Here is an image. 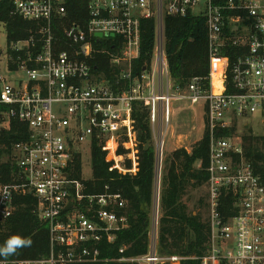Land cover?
<instances>
[{
	"label": "built area",
	"instance_id": "built-area-1",
	"mask_svg": "<svg viewBox=\"0 0 264 264\" xmlns=\"http://www.w3.org/2000/svg\"><path fill=\"white\" fill-rule=\"evenodd\" d=\"M69 1L86 3L87 19L66 24ZM13 5V15L36 22L38 29L10 40L0 23V161L14 166L11 180H0V231L16 211L17 197L31 194L37 214L49 225L51 253L41 259H0V264L99 261V243L114 241L127 225L118 212L127 201L120 192L84 194L72 165L91 155L97 143L110 171L136 174L135 103L148 108L154 127H167L172 100L184 98L204 107L210 132L204 183L209 239L201 264H264V182L245 155L243 135L222 133L237 124L249 127L252 115L264 125V0H13ZM188 15L206 20L210 70L205 79L194 77L184 93L170 76L164 26L168 16ZM144 18L156 19L158 37L149 67L135 74ZM57 20L65 26L64 39L55 34ZM95 40L118 43L111 59L117 69L113 81L93 68ZM61 42L67 48L58 49ZM13 121L25 124L29 136L9 147L2 132ZM124 142L130 167L119 153ZM229 194L235 203L226 217L222 207ZM120 260L172 264L184 259L161 256L153 240L148 254Z\"/></svg>",
	"mask_w": 264,
	"mask_h": 264
},
{
	"label": "trees",
	"instance_id": "trees-1",
	"mask_svg": "<svg viewBox=\"0 0 264 264\" xmlns=\"http://www.w3.org/2000/svg\"><path fill=\"white\" fill-rule=\"evenodd\" d=\"M67 22L85 20L88 17L86 3L69 1ZM13 0H0V23L6 25L9 39L18 40L27 37L38 29L34 21H27L13 15ZM65 26L61 20L54 23V31L59 39L65 38ZM157 23L155 18L141 20L140 55L133 59L134 73H140L149 67L156 45ZM165 52L168 59L169 72L173 86L186 89L194 77L206 78L210 70L208 34L206 20L202 16L165 18ZM96 51L90 59L95 71H103L110 81L115 77V68L111 63L113 54L117 52L115 42L94 41ZM121 46V43L119 44ZM58 49L67 48L65 42L57 44ZM97 68V69H95ZM204 85L208 81L204 80ZM134 118L138 130L140 144L139 170L135 175L110 171V163L106 161V152L95 143L92 146L91 161L93 174L90 179L82 176L83 161L78 157L72 165V177L84 183V194H101L106 191L120 192L127 200L125 207L118 212L127 218V225L116 231L112 242L103 240L99 243V261L75 264H137L121 258H130L148 254L151 243V209L153 204V186L155 180L156 155L154 148L144 149V144L152 138L149 110L141 102L134 105ZM237 125L223 131L229 135L235 132ZM2 141L9 147L21 140H26L29 131L25 124L13 121L11 129L2 132ZM246 157L252 162L255 172L264 182V135H256L249 130L243 135ZM210 132L205 125L202 138L195 144L192 152L185 148L173 151L167 161L161 191L162 215L158 223L157 251L161 256L180 255L187 257V264H201L200 257L206 252L209 239V225L201 213L189 212L183 197L189 188L202 186L208 179ZM128 151L124 142L119 153ZM202 165L196 167V162ZM130 164V163H129ZM14 169L11 161H0V180L8 182ZM204 207V198H200ZM235 198L229 194L223 203L222 213L227 217L233 207ZM37 200L31 194L17 197V209L0 231V247L13 235L30 239L31 244L24 246L7 257L0 259H41L51 253L49 225L36 211ZM86 212L84 206L81 207ZM233 213V212H232ZM123 249V252H121ZM159 264H170L163 262Z\"/></svg>",
	"mask_w": 264,
	"mask_h": 264
},
{
	"label": "rangeland",
	"instance_id": "rangeland-1",
	"mask_svg": "<svg viewBox=\"0 0 264 264\" xmlns=\"http://www.w3.org/2000/svg\"><path fill=\"white\" fill-rule=\"evenodd\" d=\"M158 34V31H157ZM158 37V35H157ZM186 93V89L183 91ZM178 95L177 93L175 94ZM145 106V105H144ZM172 116L171 122L166 127L163 125H157L154 127L150 121L152 128V138L150 140V147L152 146L155 151V180L153 186V204L151 209V243L154 240L157 244V235H158V223L162 215L161 211V191H162V181L164 173L166 172L167 161L171 157L174 150L179 148H185L188 152H192L193 147L203 136L205 131V125L208 128L206 123L204 107L200 104H192L189 100L173 99L171 102ZM150 120V119H149ZM249 127L244 126L245 123L238 125L237 129L233 133L235 136L247 135L249 130L253 131L256 135H264V125L260 122L259 117L252 115L249 119L246 120ZM135 128L136 127L135 120ZM147 140V141H148ZM145 142L144 146L146 145ZM160 144L162 150L159 153ZM149 147V148H150ZM129 151L121 153L124 157V166L130 167L131 160L128 156ZM130 163V164H129ZM201 161L196 162V167H200L202 164ZM139 170V165H138ZM137 170V171H138ZM93 174L92 161L90 153L84 157L83 161V171L82 176L84 179H90ZM135 175V174H133ZM205 187L204 184L197 188H189L183 197V201L187 204L189 212L194 214L201 213L205 216V209L200 203V198H204ZM127 201V200H126ZM180 256V255H178ZM184 260L187 257L180 256ZM183 261V260H182ZM132 262V261H131ZM178 262V261H177ZM176 263V262H174Z\"/></svg>",
	"mask_w": 264,
	"mask_h": 264
},
{
	"label": "clouds",
	"instance_id": "clouds-1",
	"mask_svg": "<svg viewBox=\"0 0 264 264\" xmlns=\"http://www.w3.org/2000/svg\"><path fill=\"white\" fill-rule=\"evenodd\" d=\"M262 27H264V25H262ZM30 244V239L24 238L20 235H13L7 239L2 247H0V256L7 257L14 254L17 249L24 246H29Z\"/></svg>",
	"mask_w": 264,
	"mask_h": 264
},
{
	"label": "water",
	"instance_id": "water-1",
	"mask_svg": "<svg viewBox=\"0 0 264 264\" xmlns=\"http://www.w3.org/2000/svg\"><path fill=\"white\" fill-rule=\"evenodd\" d=\"M98 36L101 37L102 33H99ZM112 36H114V35H112ZM149 147H150V140L147 141L146 145L144 146V149L147 150V149H149ZM72 205H73V203H70L68 207L70 208V207H72ZM172 264H187V263L186 262H183V263L176 262V263H172Z\"/></svg>",
	"mask_w": 264,
	"mask_h": 264
},
{
	"label": "bare ground",
	"instance_id": "bare-ground-1",
	"mask_svg": "<svg viewBox=\"0 0 264 264\" xmlns=\"http://www.w3.org/2000/svg\"><path fill=\"white\" fill-rule=\"evenodd\" d=\"M161 150H162V146H161V144H160V147H159V153L161 152Z\"/></svg>",
	"mask_w": 264,
	"mask_h": 264
}]
</instances>
